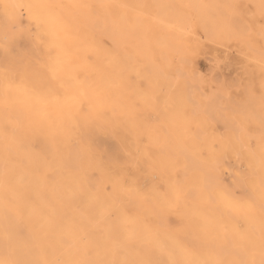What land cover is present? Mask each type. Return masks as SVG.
<instances>
[{"label": "bare ground", "instance_id": "bare-ground-1", "mask_svg": "<svg viewBox=\"0 0 264 264\" xmlns=\"http://www.w3.org/2000/svg\"><path fill=\"white\" fill-rule=\"evenodd\" d=\"M3 2L5 0H0ZM42 2L65 5L84 2L226 5L235 0ZM2 11L0 9V13ZM64 13L73 16L77 10L68 8ZM227 13L228 9L215 7L169 10L164 14L166 23L177 25L176 30H169L155 22L127 23L125 17L131 13L120 10L118 16L108 18L106 26L103 23L97 25L94 39L81 32L64 48L40 45L27 36L20 42L21 51L34 60L37 72L17 79L10 86L0 74V256L4 254L6 232L13 243L31 247L37 257L50 254L53 249L66 251L62 243L71 241L73 232L93 228L89 215L93 211L97 214L105 211L104 206L89 198L94 188L86 175L89 155L84 137L87 130L77 125L73 106L75 98L109 108L115 113V119L126 121L134 131L141 132L145 144L151 143L157 159L151 168L139 175L140 183L183 181L187 166L185 187L190 190V195L180 213L194 221L200 220L207 234L219 244L233 238L236 225L232 216L235 213L219 202H210L208 191L195 179L199 165L197 152L211 142L212 129L201 125L203 118L199 108L188 106L185 112L167 95L173 88L195 93L201 86L200 76L193 71L195 58L204 51L207 41L218 44L208 39L205 28L213 35L224 32L222 17ZM27 23L25 18L23 24ZM112 37L116 46L107 50L104 45L110 43ZM232 46L236 49L235 45ZM68 55L75 59L71 71L65 67ZM254 68L258 88L259 65ZM144 78L153 81L159 97L157 102L150 100L152 91L142 88ZM133 102H136L135 108ZM129 114H134L131 119ZM97 136L101 147H108L112 152L120 150V145L112 138ZM78 140L79 147H74ZM131 147L136 151L134 145ZM143 148L144 144H141V151ZM8 154H11L12 161L20 163L14 166L9 162L13 182L6 189L3 177ZM230 158L239 162L235 153L225 154L217 169L222 179ZM95 179L106 178L97 174ZM258 185L257 177V197ZM133 201L138 206L147 207L144 201L135 198ZM240 223L258 239V219H241ZM138 231L137 225L130 226V234L135 235ZM160 231L163 239L164 230L161 228ZM74 243L76 247H83L82 240Z\"/></svg>", "mask_w": 264, "mask_h": 264}, {"label": "snow or ice", "instance_id": "snow-or-ice-1", "mask_svg": "<svg viewBox=\"0 0 264 264\" xmlns=\"http://www.w3.org/2000/svg\"><path fill=\"white\" fill-rule=\"evenodd\" d=\"M192 7L228 9L222 17L225 31L213 35L206 27L205 34L209 40L229 49L236 45L240 56L236 62L237 75L231 81H219L211 72L201 70V86L195 93L173 88L167 95L185 112L188 106L199 108L201 125L212 129L211 142L197 152L199 165L195 179L208 191L210 202H219L235 213L233 238L219 244L207 234L200 220L194 221L180 213L190 195L185 187L187 166L183 181L140 183L139 175L157 159L151 143L145 144L144 135L134 131L128 122L115 119V113L109 108L75 98L77 125L87 130L84 137L89 155L86 175L94 188L89 198L104 206L105 211L99 214L93 211L89 215L93 228L73 232L72 240L62 243L66 251L53 249L50 254L39 257L31 247L13 243L6 232L0 264H264V0L250 3L235 0L226 5L162 2L65 5L42 0H5L0 3L3 10L0 13V74L10 86L17 79L37 72L34 60L21 51L20 42L26 36L40 45L64 48L81 32L94 39L97 25L106 26L108 18L118 16L120 10L131 13L125 17L127 23L155 22L176 30L177 25L166 23L164 14ZM68 8L77 13L65 15L64 10ZM25 18L27 25L23 24ZM115 46L114 37L104 45L107 50ZM74 62V57L68 55L66 69L71 71ZM253 65H259L260 69L258 88ZM142 88L153 92L152 102L158 101L150 78L143 79ZM132 115L129 114L130 119ZM97 134L118 142L120 150L112 152L108 147H101ZM79 144L78 140L74 147ZM141 144H144L143 151ZM229 152L236 154L239 167L231 182L224 184L217 169L221 158ZM9 162L14 166L20 163L12 161L11 154L6 155L3 177L6 189L13 182ZM97 174L106 179L97 181ZM133 198L144 201L147 207L138 206ZM241 219L259 220L258 239L240 223ZM131 225L139 228L135 235L130 234ZM77 240L83 241V247L75 246Z\"/></svg>", "mask_w": 264, "mask_h": 264}, {"label": "rangeland", "instance_id": "rangeland-1", "mask_svg": "<svg viewBox=\"0 0 264 264\" xmlns=\"http://www.w3.org/2000/svg\"><path fill=\"white\" fill-rule=\"evenodd\" d=\"M207 42H210V41H207ZM207 42H206L204 51L201 54L197 55L195 58V61H194L196 76L199 77L200 71L203 70L205 72H211L213 75H215L217 77V79L219 81H231L237 75V63L236 62L240 59L238 50H236L235 47L232 46V50L230 49V51H229V49L226 45L221 46L220 44H217V45H220L217 48L216 44H213L212 42L211 43H207ZM228 51L231 52V56H230V53ZM236 51H237V53H236ZM225 52L228 54L224 55ZM213 58H214V60H213ZM222 59H224V60L222 61ZM202 65H203V69L201 68ZM256 66H258V65H256ZM253 68H254V65H253ZM196 70H198V71H196ZM199 79H200V77H199ZM227 162H229L227 168H229L230 170L229 169L227 170V168H226L225 171H223V181L226 182L227 184H229L231 182V178H232V175L234 173V168H236L237 166L239 167V164H238L239 162L237 163L236 160L234 161V159H232V158L228 159ZM229 174H231V175H229Z\"/></svg>", "mask_w": 264, "mask_h": 264}]
</instances>
